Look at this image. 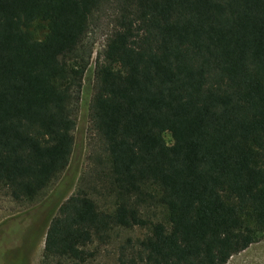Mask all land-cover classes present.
I'll return each instance as SVG.
<instances>
[{
  "label": "trees",
  "instance_id": "16d2710c",
  "mask_svg": "<svg viewBox=\"0 0 264 264\" xmlns=\"http://www.w3.org/2000/svg\"><path fill=\"white\" fill-rule=\"evenodd\" d=\"M110 4L91 102L105 156L41 264H93L92 246L136 228L118 264H227L264 237V0H0V190L33 204L67 169L86 40Z\"/></svg>",
  "mask_w": 264,
  "mask_h": 264
},
{
  "label": "rangeland",
  "instance_id": "374dc122",
  "mask_svg": "<svg viewBox=\"0 0 264 264\" xmlns=\"http://www.w3.org/2000/svg\"><path fill=\"white\" fill-rule=\"evenodd\" d=\"M115 9L114 4L104 6L92 20L86 40L91 55L80 100L74 108V148L67 169L33 204L18 203L5 191L0 190V256L12 253L18 257L22 256L23 264H41L46 234L60 206L79 190L94 183L100 168L95 158L105 155L102 143L94 131L91 102L95 93V72L114 28ZM37 33L39 38L45 35L42 28H39ZM164 139L168 144L173 142L168 133L164 134ZM146 234L147 231L140 228L120 230L114 235L111 243L90 248L91 251H96L93 264H118L120 245L128 239L134 242L143 239ZM246 250L247 253H244L243 258L236 264H264V237Z\"/></svg>",
  "mask_w": 264,
  "mask_h": 264
},
{
  "label": "crops",
  "instance_id": "0c3cea01",
  "mask_svg": "<svg viewBox=\"0 0 264 264\" xmlns=\"http://www.w3.org/2000/svg\"><path fill=\"white\" fill-rule=\"evenodd\" d=\"M248 250H245L241 253H239V255H234L227 264H236L238 263L239 260H241L243 258L244 253H247Z\"/></svg>",
  "mask_w": 264,
  "mask_h": 264
}]
</instances>
